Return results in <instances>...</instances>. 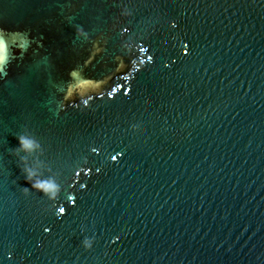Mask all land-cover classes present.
<instances>
[{
    "label": "water",
    "instance_id": "95a60500",
    "mask_svg": "<svg viewBox=\"0 0 264 264\" xmlns=\"http://www.w3.org/2000/svg\"><path fill=\"white\" fill-rule=\"evenodd\" d=\"M0 264H264V0H0Z\"/></svg>",
    "mask_w": 264,
    "mask_h": 264
},
{
    "label": "clouds",
    "instance_id": "9594fccd",
    "mask_svg": "<svg viewBox=\"0 0 264 264\" xmlns=\"http://www.w3.org/2000/svg\"><path fill=\"white\" fill-rule=\"evenodd\" d=\"M22 143H24V142L22 141ZM28 179L31 180V177L29 176ZM33 187H34V188H35V187H38V185H35V184H34Z\"/></svg>",
    "mask_w": 264,
    "mask_h": 264
}]
</instances>
